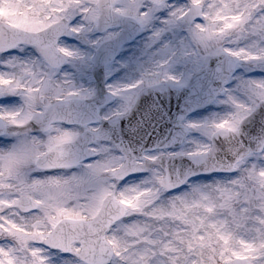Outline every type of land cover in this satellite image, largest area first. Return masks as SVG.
<instances>
[{"label":"snow or ice","instance_id":"obj_1","mask_svg":"<svg viewBox=\"0 0 264 264\" xmlns=\"http://www.w3.org/2000/svg\"><path fill=\"white\" fill-rule=\"evenodd\" d=\"M0 264H264V0H0Z\"/></svg>","mask_w":264,"mask_h":264},{"label":"water","instance_id":"obj_2","mask_svg":"<svg viewBox=\"0 0 264 264\" xmlns=\"http://www.w3.org/2000/svg\"><path fill=\"white\" fill-rule=\"evenodd\" d=\"M142 98V107H143ZM160 103L164 105V108L167 109V117L161 118L160 112L153 111L150 115H145L143 122L140 123L138 119V114L133 112L128 121L123 122L124 124L131 123L135 128L134 138L137 142H142L145 148H152L156 144H167L174 137L178 138V142L175 146H179L180 140H185L187 132L184 131L182 127V122L180 121V116L185 115L181 103H177V97L174 94L169 105L163 97H161ZM198 103V101L193 100V104ZM191 107V105H190ZM205 106H200L195 108L194 111H191L185 115V119L191 113L196 110L202 109ZM260 114L258 113L255 117L256 126L259 127ZM127 139V136L125 137Z\"/></svg>","mask_w":264,"mask_h":264},{"label":"rangeland","instance_id":"obj_3","mask_svg":"<svg viewBox=\"0 0 264 264\" xmlns=\"http://www.w3.org/2000/svg\"><path fill=\"white\" fill-rule=\"evenodd\" d=\"M119 75V74H117ZM221 111V109L213 106V105H209L201 110L196 111L195 113L191 114L186 120H191V121H200L203 120L204 118L210 116L212 113L214 112H218ZM200 138V134L197 132H188L187 138L184 141V143L182 145H180L179 147H175V148H171L169 150H177L183 146H187V141H190L192 139H199Z\"/></svg>","mask_w":264,"mask_h":264}]
</instances>
